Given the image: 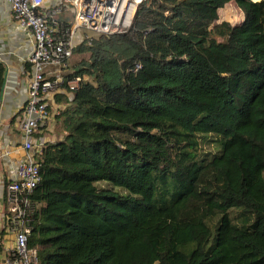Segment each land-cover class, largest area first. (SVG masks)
Masks as SVG:
<instances>
[{"label": "trees", "instance_id": "obj_1", "mask_svg": "<svg viewBox=\"0 0 264 264\" xmlns=\"http://www.w3.org/2000/svg\"><path fill=\"white\" fill-rule=\"evenodd\" d=\"M84 33L36 158L35 264H264V0H143L126 33Z\"/></svg>", "mask_w": 264, "mask_h": 264}, {"label": "built area", "instance_id": "obj_2", "mask_svg": "<svg viewBox=\"0 0 264 264\" xmlns=\"http://www.w3.org/2000/svg\"><path fill=\"white\" fill-rule=\"evenodd\" d=\"M4 1L18 27L31 34L33 48L27 59L30 78L20 123L25 156L15 164L13 177L0 187L6 232L14 241L9 257L0 264H35V252L28 249L31 232L28 197L40 182L36 158L42 147L34 137L49 120L47 96L62 83L60 71L51 75L47 70L62 67L71 58L74 48L87 41L84 32L114 35L129 31L143 0H58L51 6H45L44 0ZM65 12L73 16L69 27L59 20ZM1 160L2 156L0 163Z\"/></svg>", "mask_w": 264, "mask_h": 264}, {"label": "crops", "instance_id": "obj_3", "mask_svg": "<svg viewBox=\"0 0 264 264\" xmlns=\"http://www.w3.org/2000/svg\"><path fill=\"white\" fill-rule=\"evenodd\" d=\"M44 1L45 6H51L58 2V0ZM67 13L71 14L70 12ZM32 48L33 38L31 34L18 27L5 1L0 0V64L5 67L6 75L0 97V156H2L0 163V187L13 177L15 164L25 156V152L21 147L22 135L20 123L23 119V106L27 98V84L30 78V67L28 68L27 59L32 52ZM65 65H61L62 67L58 69L50 68L47 70V73L53 75L55 71H60L59 76L63 82V76L70 73L72 69L70 65H67L65 68ZM74 66L75 64H73ZM61 84L58 89L50 93L46 98L50 114L49 120L43 126L42 131L38 132L42 135L34 139L36 144L41 147L47 142H56L62 139V134L56 126L55 117L64 107L62 103L56 101L55 96L66 95L69 99L72 97V94H67L64 89H61ZM70 86L72 88L74 84L70 83ZM0 210L1 262L9 257L14 248L13 237L6 232L1 196ZM3 234L5 235L3 236Z\"/></svg>", "mask_w": 264, "mask_h": 264}, {"label": "rangeland", "instance_id": "obj_4", "mask_svg": "<svg viewBox=\"0 0 264 264\" xmlns=\"http://www.w3.org/2000/svg\"><path fill=\"white\" fill-rule=\"evenodd\" d=\"M253 1L258 2L259 0H253ZM243 21H244L243 14L240 11V9L234 3L227 4L224 8H222L218 12V23L227 22V23L231 24L232 26H237V25L242 24ZM83 37H86V36H83ZM86 58H87L86 55L82 56V55L72 53L71 58L61 65L66 64L65 68L67 65L68 66L70 65L73 69L74 68L73 64L77 65L81 60L86 59ZM152 73L153 72H151V74ZM196 130H197V134L200 135L199 137L207 138V140L209 141V142H207V144L205 146H203L204 150L212 151V152L215 151L217 149L216 142L218 141L219 138H218V136L213 134L216 132L214 130L212 123H210L208 121H203L198 125ZM41 135L42 134H39V133L36 134V136H38V137ZM98 184H99V186H102L104 188L110 187V185L107 182H101ZM114 189H116V188H114ZM4 235L5 234H3V236Z\"/></svg>", "mask_w": 264, "mask_h": 264}, {"label": "water", "instance_id": "obj_5", "mask_svg": "<svg viewBox=\"0 0 264 264\" xmlns=\"http://www.w3.org/2000/svg\"><path fill=\"white\" fill-rule=\"evenodd\" d=\"M260 1V0H259ZM5 77H6V75H4V81H5ZM4 85V84H3Z\"/></svg>", "mask_w": 264, "mask_h": 264}]
</instances>
